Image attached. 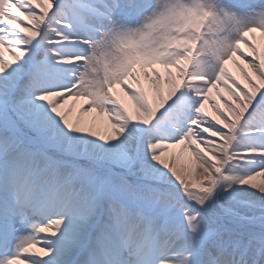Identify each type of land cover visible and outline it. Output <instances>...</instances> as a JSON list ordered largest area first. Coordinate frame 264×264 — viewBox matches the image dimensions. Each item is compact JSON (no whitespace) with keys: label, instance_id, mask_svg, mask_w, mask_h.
Returning <instances> with one entry per match:
<instances>
[{"label":"snow or ice","instance_id":"1","mask_svg":"<svg viewBox=\"0 0 264 264\" xmlns=\"http://www.w3.org/2000/svg\"><path fill=\"white\" fill-rule=\"evenodd\" d=\"M257 177L264 0H0V264H264Z\"/></svg>","mask_w":264,"mask_h":264},{"label":"rangeland","instance_id":"2","mask_svg":"<svg viewBox=\"0 0 264 264\" xmlns=\"http://www.w3.org/2000/svg\"><path fill=\"white\" fill-rule=\"evenodd\" d=\"M170 153H179L180 152V146H177L176 148H172L169 150ZM183 153H185L187 156H191L190 152L188 150L184 151ZM182 154L179 155V158L181 157ZM178 162V161H177ZM178 165V163H177ZM178 167H182V166H179ZM186 171L189 172V179L191 181H195V180H198V179H201V172H202V169H199L197 166H187V167H183ZM261 181H264V177H257L256 178V182L259 183ZM252 192L258 194V190H255V189H252Z\"/></svg>","mask_w":264,"mask_h":264},{"label":"bare ground","instance_id":"3","mask_svg":"<svg viewBox=\"0 0 264 264\" xmlns=\"http://www.w3.org/2000/svg\"><path fill=\"white\" fill-rule=\"evenodd\" d=\"M79 103V102H78ZM186 151V150H185ZM178 165L182 166V167H187V166H197L196 162L193 160L192 157L187 156L185 153H182L181 157L178 159ZM259 171V169H258ZM244 187H248V186H244ZM250 192H252V189L249 188L248 189Z\"/></svg>","mask_w":264,"mask_h":264}]
</instances>
